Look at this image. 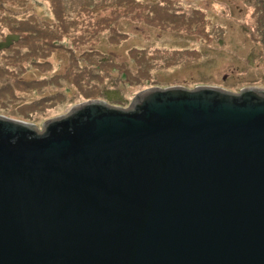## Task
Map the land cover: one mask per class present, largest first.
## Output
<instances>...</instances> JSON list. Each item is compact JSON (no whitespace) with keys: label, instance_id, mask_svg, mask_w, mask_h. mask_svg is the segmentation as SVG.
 <instances>
[{"label":"water","instance_id":"95a60500","mask_svg":"<svg viewBox=\"0 0 264 264\" xmlns=\"http://www.w3.org/2000/svg\"><path fill=\"white\" fill-rule=\"evenodd\" d=\"M19 38L0 37V264H264V76Z\"/></svg>","mask_w":264,"mask_h":264},{"label":"rangeland","instance_id":"374dc122","mask_svg":"<svg viewBox=\"0 0 264 264\" xmlns=\"http://www.w3.org/2000/svg\"><path fill=\"white\" fill-rule=\"evenodd\" d=\"M89 1L0 0V37L138 71L264 76V0H137L128 16L130 2Z\"/></svg>","mask_w":264,"mask_h":264},{"label":"trees","instance_id":"16d2710c","mask_svg":"<svg viewBox=\"0 0 264 264\" xmlns=\"http://www.w3.org/2000/svg\"><path fill=\"white\" fill-rule=\"evenodd\" d=\"M66 1H68V2H74V3H77V4H80L79 2H83V0H66ZM114 1H118L119 2V6H123L124 5V3L125 2H130V4H131V6L128 8V9H126V13H124V14H122V15H127L130 11H132L133 9H134V7H135V5H140V4H136L135 2H138L137 0H107V2L109 3V7H111L112 5H113V3H114ZM143 1V0H142ZM94 2L95 1H93V0H91V1H89L88 3L89 4H94ZM144 2V1H143ZM159 3V6H160V8L162 9L163 7H162V1H159L158 2ZM101 3L99 2L98 4H96V6L97 5H100ZM87 5V4H86ZM104 5H106V4H104ZM87 6H91V5H87ZM95 6V7H96ZM86 7V6H85ZM61 12H63V10H60ZM144 14V13H143ZM168 14H170V11H169V13ZM138 15H142V14H138ZM128 16V15H127ZM162 19H160V21H161ZM32 31H36V30H32ZM37 31H38V29H37Z\"/></svg>","mask_w":264,"mask_h":264}]
</instances>
